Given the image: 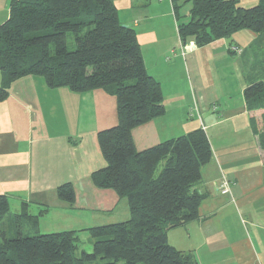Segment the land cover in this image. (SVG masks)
Masks as SVG:
<instances>
[{
    "label": "crops",
    "instance_id": "0c3cea01",
    "mask_svg": "<svg viewBox=\"0 0 264 264\" xmlns=\"http://www.w3.org/2000/svg\"><path fill=\"white\" fill-rule=\"evenodd\" d=\"M113 2L163 95L164 114L132 130L135 149L201 129L212 152L194 185L203 197L198 218L169 230V245L197 264H264L263 111H248L244 100L246 88L264 83V32L240 30L203 47L182 45L170 0ZM256 3L240 0L243 8ZM8 16L9 0H0V26ZM232 46L241 53H232ZM6 92L0 101V196L9 210L0 219V239L18 230L31 234L29 223L18 220L22 211L37 217L40 234L84 235L126 221V201L91 181L105 167L97 134L117 124L115 98L102 90H51L32 76L15 80ZM223 180L227 194L220 192ZM66 183L74 189L72 204L56 196Z\"/></svg>",
    "mask_w": 264,
    "mask_h": 264
},
{
    "label": "trees",
    "instance_id": "16d2710c",
    "mask_svg": "<svg viewBox=\"0 0 264 264\" xmlns=\"http://www.w3.org/2000/svg\"><path fill=\"white\" fill-rule=\"evenodd\" d=\"M170 1L182 45L203 47L240 30L264 32V0L250 8L240 0ZM0 75V101L12 82L26 76L43 79L51 90H102L115 98L117 124L97 134L105 167L91 181L124 199L129 211L126 221L85 230L90 253L79 251L77 232L40 234L37 217L22 211L18 220L32 232L18 230L12 239L2 234L0 264H197L169 245L167 232L198 218L203 197L194 185L211 160L210 144L198 129L135 149L132 130L164 114L163 95L113 0H9L8 19L0 26ZM244 100L248 111H263L264 130V83L246 88ZM56 196L72 204V185L57 188ZM8 210L0 196V219Z\"/></svg>",
    "mask_w": 264,
    "mask_h": 264
},
{
    "label": "rangeland",
    "instance_id": "374dc122",
    "mask_svg": "<svg viewBox=\"0 0 264 264\" xmlns=\"http://www.w3.org/2000/svg\"><path fill=\"white\" fill-rule=\"evenodd\" d=\"M187 8V7H186ZM186 8L183 9L182 14H184V10H186ZM69 49H72V44L70 43L69 45ZM79 251H84L86 253H90L91 251V241L89 238L88 234H84V235H79Z\"/></svg>",
    "mask_w": 264,
    "mask_h": 264
},
{
    "label": "built area",
    "instance_id": "2783aa9c",
    "mask_svg": "<svg viewBox=\"0 0 264 264\" xmlns=\"http://www.w3.org/2000/svg\"><path fill=\"white\" fill-rule=\"evenodd\" d=\"M230 51L232 53L235 54H240L241 53V49L237 48V47H230ZM220 192L222 194H227L229 192V187H228V182L226 180L222 181L221 187H220Z\"/></svg>",
    "mask_w": 264,
    "mask_h": 264
}]
</instances>
